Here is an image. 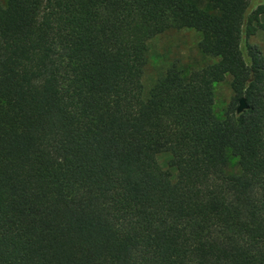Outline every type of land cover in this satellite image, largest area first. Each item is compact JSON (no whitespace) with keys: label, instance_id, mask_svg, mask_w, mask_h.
Listing matches in <instances>:
<instances>
[{"label":"trees","instance_id":"1","mask_svg":"<svg viewBox=\"0 0 264 264\" xmlns=\"http://www.w3.org/2000/svg\"><path fill=\"white\" fill-rule=\"evenodd\" d=\"M183 28L216 61L145 93L148 41ZM258 32L264 0L0 3V264H264Z\"/></svg>","mask_w":264,"mask_h":264},{"label":"rangeland","instance_id":"2","mask_svg":"<svg viewBox=\"0 0 264 264\" xmlns=\"http://www.w3.org/2000/svg\"><path fill=\"white\" fill-rule=\"evenodd\" d=\"M5 4L6 0H0ZM200 34L194 29H169L148 41L147 62L142 75L144 91L147 93L156 80L172 63H177L186 70L197 69L206 64L216 61L209 55L203 54L198 48ZM251 44L256 45L264 53V33L258 32L249 38ZM230 76L214 84V111L221 116L224 109L232 97L230 86ZM169 154L160 153L157 155L159 165L163 169H168L173 177L176 174L174 168L169 167ZM237 170L235 158H230L227 167L228 172Z\"/></svg>","mask_w":264,"mask_h":264},{"label":"water","instance_id":"3","mask_svg":"<svg viewBox=\"0 0 264 264\" xmlns=\"http://www.w3.org/2000/svg\"><path fill=\"white\" fill-rule=\"evenodd\" d=\"M245 108H246L245 100H244L243 97H241L240 100H239V105H238L237 110L240 112V111H242Z\"/></svg>","mask_w":264,"mask_h":264}]
</instances>
